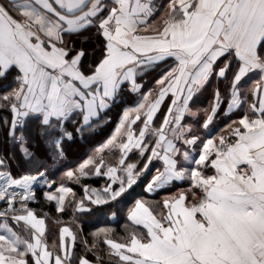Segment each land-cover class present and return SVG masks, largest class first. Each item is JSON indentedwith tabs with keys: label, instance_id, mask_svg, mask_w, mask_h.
Here are the masks:
<instances>
[{
	"label": "snow or ice",
	"instance_id": "1",
	"mask_svg": "<svg viewBox=\"0 0 264 264\" xmlns=\"http://www.w3.org/2000/svg\"><path fill=\"white\" fill-rule=\"evenodd\" d=\"M0 137V264H264V0H0Z\"/></svg>",
	"mask_w": 264,
	"mask_h": 264
},
{
	"label": "trees",
	"instance_id": "2",
	"mask_svg": "<svg viewBox=\"0 0 264 264\" xmlns=\"http://www.w3.org/2000/svg\"><path fill=\"white\" fill-rule=\"evenodd\" d=\"M135 99H136L135 96H131L129 98V103H134ZM222 109H225L224 105H222ZM238 115H239V112L235 110L232 113H228L227 115H224L222 113L218 115L215 121H216V125H219V126L213 129L214 130L213 134H216L221 128L225 126L226 123L230 121V119H235L238 117ZM221 119L223 120L219 123ZM115 120H118V114L116 113L113 114V121ZM114 125H115L114 123H110L109 126L104 131H98L97 133L93 134V136L90 137L89 141H85V140H81L77 138L78 142L72 145V147L66 153V158L59 164H53V162L49 158L47 160V163L50 165L51 178L58 179L60 176V173L64 170L65 166H74L75 163L82 160L91 151L92 147H95L98 143L103 142V140L107 138V135H109ZM5 149H6V145L3 141V138L0 137V151H4ZM36 151L39 154L42 152V149L40 147H37ZM17 158L19 159V153H17ZM153 163L156 167H158L160 164L158 161L153 162ZM23 167L27 168L28 165L24 164ZM12 171L14 174H19L22 171V168L17 164H13ZM85 182L91 184L92 186H99L101 183H103V178L102 177H92V178L86 179ZM144 182H146V180L142 182H138V184L134 186L135 191L137 193L142 192ZM70 186H72L78 193L82 192V189L80 188L79 185L73 184ZM35 188L37 190V195L41 198V201H42L41 188L40 187H35ZM32 206L37 208V210L41 212V214L43 212H48L49 216L52 217V219H49L47 221L48 229H49V239L51 243V240L54 238V235L58 233V228H59V225H57L54 222L55 218L60 217L62 215L63 220L65 222H68L71 216V209L66 210L64 214H58L55 212L54 203L50 204L47 202H41V203L33 204ZM0 207H3L2 203H0ZM113 210L117 211V217L115 219H112L110 217V214L107 212V210L97 212L91 216L83 217L80 222L83 227L84 233H89L93 231L96 227H100V226H104L108 224L116 228L118 234L123 235L122 226L126 222V217L124 214L126 210V205L121 204L117 206L116 208H114Z\"/></svg>",
	"mask_w": 264,
	"mask_h": 264
},
{
	"label": "rangeland",
	"instance_id": "3",
	"mask_svg": "<svg viewBox=\"0 0 264 264\" xmlns=\"http://www.w3.org/2000/svg\"><path fill=\"white\" fill-rule=\"evenodd\" d=\"M149 84V83H148ZM150 84H152V82H150ZM148 86V85H147ZM146 85H145V89H146V87H147ZM211 100V86H209L208 88H206V89H204V90H202L201 91V93L200 94H197L196 96H195V99L193 100V102H191L192 103V107H193V109L194 110H196V109H202V108H205V107H207L208 105H209V101ZM198 101H201V102H204V106H203V103H200V102H198ZM192 118H189V120H191ZM201 119H202V113H201ZM223 119H221L220 121L219 120H217V121H219V123L222 121ZM115 126V125H114ZM114 126H113V128L112 129H114ZM219 125H216V121L214 120V122H213V124H212V126H211V131H212V134H213V129L216 127H218ZM111 132V131H110ZM219 132V131H218ZM110 134V133H109ZM154 162H156V161H154ZM37 187H40L39 185H37ZM0 203H2V202H0Z\"/></svg>",
	"mask_w": 264,
	"mask_h": 264
},
{
	"label": "crops",
	"instance_id": "4",
	"mask_svg": "<svg viewBox=\"0 0 264 264\" xmlns=\"http://www.w3.org/2000/svg\"><path fill=\"white\" fill-rule=\"evenodd\" d=\"M150 82H152V80H151V77H148L146 80H145V85L147 86L146 87V89L148 88V87H151L152 86V84H150ZM149 83V84H148ZM145 89V90H146ZM201 93V92H200ZM200 93H198V94H200ZM194 99H195V97H194ZM200 103H203V106H204V102H201L200 101ZM225 106V109H226V107H227V105H224ZM159 162V161H158ZM160 163V162H159ZM177 187H184V186H186L185 184H183V183H177V185H176ZM176 189H175V187H173V188H171V191H175ZM164 193H163V191H161L160 192V195L162 196ZM154 198H159V196H154Z\"/></svg>",
	"mask_w": 264,
	"mask_h": 264
}]
</instances>
